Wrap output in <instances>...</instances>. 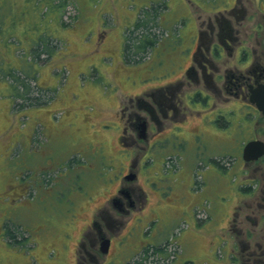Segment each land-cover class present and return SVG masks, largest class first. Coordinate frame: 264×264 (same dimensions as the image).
Masks as SVG:
<instances>
[{"label":"rangeland","instance_id":"rangeland-1","mask_svg":"<svg viewBox=\"0 0 264 264\" xmlns=\"http://www.w3.org/2000/svg\"><path fill=\"white\" fill-rule=\"evenodd\" d=\"M0 1L7 25L0 30V264H76L79 230L109 195L100 186L117 181L130 157L129 150H119L118 122L112 116L119 102L124 105L134 94L173 80L157 81L161 73L180 69L170 60L176 53H167L183 47L191 15L182 0H40L37 7L38 0ZM154 5H160L158 20L169 24L157 28L162 56L158 64L154 52L139 65L125 56V39L140 14ZM161 144L153 150V145L135 148L140 158L148 150L137 166L141 173L161 165L150 186L161 192L171 215L176 212L172 204L181 208L180 220L159 218V242L168 239L160 263L224 264L227 240L206 251L204 238L207 232L226 234L221 226L240 194L236 174L230 180L214 161H194L192 153L184 160L189 144L181 145L179 128ZM220 149L211 146L212 153ZM220 162L226 166L224 159ZM206 171L210 186L204 189ZM168 195L177 203H167ZM248 201L253 199L240 200L239 220L249 212ZM141 212L135 215H146ZM126 224L124 232L133 233L135 222ZM135 238L138 245L153 239ZM140 256L137 264H145ZM234 259L228 256L230 264H236Z\"/></svg>","mask_w":264,"mask_h":264},{"label":"flooded vegetation","instance_id":"flooded-vegetation-1","mask_svg":"<svg viewBox=\"0 0 264 264\" xmlns=\"http://www.w3.org/2000/svg\"><path fill=\"white\" fill-rule=\"evenodd\" d=\"M182 1L191 15L188 35L185 31L183 47H173L167 53L168 56L176 53L169 57L180 69L171 75L161 73L157 81L169 76H173V80L153 85L149 88L151 91L145 89L134 94L124 105L119 102V109L112 116L119 127L114 136H117L119 150H129L130 157H124V169L117 181L100 182L104 185L100 186L104 188L103 193L109 195L93 209L91 217L79 230L76 264H137L135 237L142 239L147 235L155 239V232L161 230L159 218L166 220L165 217L176 215L180 205L170 206L176 211L171 215L169 205L162 204L161 192H155L150 186V177L161 165L146 173H141L137 166L140 160L147 158L149 146L153 145L152 150L165 146L161 143L172 140V133L178 128L181 145L189 144L183 151L184 160L188 159L186 154L192 153L194 161H214L218 168L226 171L228 179L233 180L234 173L237 177L240 194L237 193L232 202L235 205L230 218L221 226L226 234L208 233L231 244L230 256L237 260L236 264H264V155L253 159L250 158L253 155L245 153L249 142L264 143V109L259 107L262 104L264 108V0ZM158 23L168 28L167 21L159 19ZM159 45L134 63L142 65L140 63L155 52L159 64L162 56ZM211 143L221 147L219 153H212ZM144 146L148 150L141 159L135 148ZM204 147L208 152H203ZM222 159L226 166L220 162ZM192 173H188L191 180ZM203 173L206 189L210 183L207 171ZM131 176L134 178L129 179ZM142 184L149 187V191ZM175 185L179 182L173 183ZM190 187L191 181L185 191L189 192ZM244 196L253 201L245 203L249 212L244 220H239L238 209H242L240 200ZM140 210L146 215L141 212L137 217L135 211ZM130 222H135L133 233L124 232L126 223ZM144 224L148 226L142 228ZM107 239L110 246L105 252L103 242ZM151 242L140 243L143 245L140 255L148 246H155ZM164 251L165 248L156 252L159 260Z\"/></svg>","mask_w":264,"mask_h":264},{"label":"trees","instance_id":"trees-1","mask_svg":"<svg viewBox=\"0 0 264 264\" xmlns=\"http://www.w3.org/2000/svg\"><path fill=\"white\" fill-rule=\"evenodd\" d=\"M39 1L40 0L37 1L36 7L38 6ZM3 3V1H0V30L7 27L6 24H3L5 18L1 14V11L3 10V6H1V4L3 5ZM158 10H160V5H154L152 8L146 9L143 13H141L133 29L129 30L130 32L127 33L124 53L129 61L136 62L137 59L143 58L144 55L148 53V51H150L159 43L160 40L158 37L160 34L157 29L159 27ZM36 23L37 25L40 24V19L38 22L36 21ZM40 44L41 42L38 43L36 48H34L36 54L39 53L38 51ZM11 238H16V236L12 234ZM163 248H165L164 245L157 247L148 246L143 250V253L140 257L144 260L145 264H161L160 260L157 258L156 252L163 250Z\"/></svg>","mask_w":264,"mask_h":264},{"label":"crops","instance_id":"crops-1","mask_svg":"<svg viewBox=\"0 0 264 264\" xmlns=\"http://www.w3.org/2000/svg\"><path fill=\"white\" fill-rule=\"evenodd\" d=\"M175 192L174 191H172V194H174ZM192 196H194V197H196L195 196V193L194 194H191ZM162 196V195H161ZM172 195H168V196H166V199H167V203H170V201H173V200H175V198L174 197H176L177 198V200L176 201H181V191H179L178 193H177V195L176 196H174V197H171ZM197 199V202L195 203L194 202V204L193 203H191V205H192V209H194L195 210V208H197V204H199L200 202V197H197L196 198ZM163 204V203H162ZM165 206H168V205H165ZM169 207V206H168ZM231 211V210H230ZM191 212L193 213V210H191ZM232 213V212H231ZM174 215V214H173ZM181 219V208H180V210H178L177 212H176V215L175 216H172L170 219H168V220H180ZM192 223L193 224H196L197 223V219L193 216L192 217ZM206 227H207V223H205L204 224ZM148 226V224H144L143 226H142V228H144V227H147ZM159 229H162V226H160L159 227ZM201 230L203 231V226L201 227ZM161 231V230H160ZM155 239L153 240V239H151V240H148V241H152L151 243L153 244V245H155V246H159V245H163V244H165V242H167V240H166V238L165 239H163V241H162V243L161 242H159V240L161 239L160 238V236H161V234L159 235V232L157 233V231L155 232ZM214 238H216L217 240H215ZM205 240H206V246L205 247H207V249H206V251H208L209 250V248L210 247H214V249H215V243L216 242H218V244H222V242H223V239L222 240H220V238H218V237H215L214 235H212V234H209L208 232H207V234L205 235V238H204ZM166 240V241H165ZM147 241V242H148ZM156 241H158V243L156 242ZM145 243V242H144ZM230 243H226V245H225V247H223V249H224V251H225V258L224 259H222L220 262L221 263H224V264H230L229 263V261H228V256L231 254V251H232V249H231V247H230ZM141 247H143V245L141 246V244L140 245H138L137 246V254H139L140 252H141Z\"/></svg>","mask_w":264,"mask_h":264},{"label":"water","instance_id":"water-1","mask_svg":"<svg viewBox=\"0 0 264 264\" xmlns=\"http://www.w3.org/2000/svg\"><path fill=\"white\" fill-rule=\"evenodd\" d=\"M259 107L261 109H264L262 104H259ZM245 153L253 155L250 158L257 159L258 157L264 155V143L262 141L249 142L246 145ZM133 178H134L133 176L129 177V179H133ZM103 245H104V251L107 252L109 250L110 240L109 239L105 240L103 242Z\"/></svg>","mask_w":264,"mask_h":264}]
</instances>
